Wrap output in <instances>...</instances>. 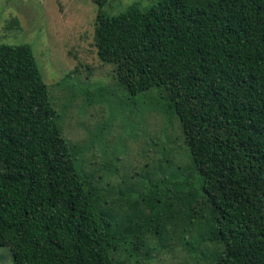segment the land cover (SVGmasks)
Returning a JSON list of instances; mask_svg holds the SVG:
<instances>
[{
    "label": "trees",
    "instance_id": "trees-1",
    "mask_svg": "<svg viewBox=\"0 0 264 264\" xmlns=\"http://www.w3.org/2000/svg\"><path fill=\"white\" fill-rule=\"evenodd\" d=\"M93 1L98 57L131 94L155 90L193 164H173L162 139L148 192L114 223L105 205L122 203L107 167L80 157V169L82 146L65 137L32 46L0 44V247L15 264H122L115 251L129 244L141 256L144 232L161 234L174 205L197 202L222 246L204 264H264V0H155L119 13Z\"/></svg>",
    "mask_w": 264,
    "mask_h": 264
},
{
    "label": "rangeland",
    "instance_id": "rangeland-1",
    "mask_svg": "<svg viewBox=\"0 0 264 264\" xmlns=\"http://www.w3.org/2000/svg\"><path fill=\"white\" fill-rule=\"evenodd\" d=\"M154 1L108 0L103 8L119 13L133 2L146 7ZM98 8L93 0H0V44L32 46L49 84L51 101L61 115L64 135L82 146L77 159L80 169L88 170L81 165L80 157L107 167L104 175L112 184L111 199L122 205L113 207L110 203L105 209L117 223L133 212L126 202H134L148 192L146 181L152 173L146 164H159L163 151L158 153L157 148H161L162 139L172 141L165 153L171 157L172 145L173 164L191 169L193 163L189 148L180 138L178 116L160 111L155 90L131 94L115 78L114 65L98 57ZM189 182L192 191L199 192L196 172ZM173 207L175 210L167 215L173 219L172 225L161 234L159 229L158 233L142 234L145 245L140 249L141 256L131 253L126 244L113 253L115 259L122 264H204L207 256L222 250L211 239L215 223L208 209L197 202L185 209ZM145 213L158 228L156 217ZM173 228L178 230L173 234L175 239ZM0 264H15L10 247H0Z\"/></svg>",
    "mask_w": 264,
    "mask_h": 264
}]
</instances>
